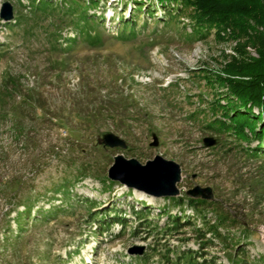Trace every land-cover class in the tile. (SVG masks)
<instances>
[{"label":"rangeland","instance_id":"obj_1","mask_svg":"<svg viewBox=\"0 0 264 264\" xmlns=\"http://www.w3.org/2000/svg\"><path fill=\"white\" fill-rule=\"evenodd\" d=\"M6 1L13 18H0V264H188L184 253L203 264H230L238 254L264 264V155L247 151L258 142L248 129L250 140L241 141L212 122L225 99L203 76L244 38L189 36L186 15L163 25L155 0L144 2L153 18L140 12L128 40L118 36L120 18L145 0H47L46 11L35 10L36 0H0V9ZM78 4L99 20L102 44L80 37L63 50L77 37L69 8ZM105 93L127 98L129 110L121 120L103 118L101 130L87 128L76 108ZM108 131L126 146L97 143ZM208 138L214 143L205 145ZM116 155L173 160L178 194L154 196L109 179ZM194 186L210 187L213 198L196 210L176 205L171 197L184 199ZM27 202L34 205L19 230ZM115 211L126 225L98 233L97 220Z\"/></svg>","mask_w":264,"mask_h":264},{"label":"trees","instance_id":"obj_2","mask_svg":"<svg viewBox=\"0 0 264 264\" xmlns=\"http://www.w3.org/2000/svg\"><path fill=\"white\" fill-rule=\"evenodd\" d=\"M152 0L134 1V9L129 14V18H120L119 37L123 40L134 38L139 30L136 29V19L140 12H146L150 18L154 16V10L145 5L144 2ZM164 9L162 24L167 25L178 16L186 15L189 18L191 32L189 36H196L203 39L211 32L216 37L232 36L236 39L243 37V42L236 43L230 59L220 69H210L203 74L206 82L211 86H218L223 89L220 95L225 99V103H219L221 114L216 123L219 130L232 132L237 139L249 141L247 129L250 135L255 137L258 142L255 148L247 149L250 154L264 155V0H155ZM50 2V1H49ZM47 0H36L35 10L46 11L49 8ZM95 5V0H91ZM71 7L77 25V37L65 39L63 50L77 42L78 38H84L90 45L97 47L102 44V36L98 32L99 20L87 13L83 8ZM67 11V10H66ZM10 22V21H9ZM147 25V20L141 26L142 29ZM247 47H251L256 55H252ZM127 98L113 97L109 93L101 95L96 101L86 102L87 106L80 103L75 113L77 118L87 128L101 130L105 127L104 119L106 116L118 117L123 119L129 107L125 105ZM217 103V104H218ZM79 104H77L78 106ZM90 105V109L88 108ZM257 106L261 112L254 113L252 107ZM257 119H261L260 126H257ZM118 124L115 128H118ZM67 190V186L56 188V192ZM176 205L186 202L191 208H197L199 203H206L204 199H197L185 196L184 199L171 197ZM34 202L23 203V210L18 213L15 224L19 230L23 229L25 216L31 215ZM222 218H219V221ZM99 225L95 227L98 233L102 234L114 223L126 225V219L116 211L110 215H105L97 220ZM172 226H180L178 218L171 220ZM215 226V227H214ZM209 231L216 236H220L216 225H211ZM188 264L198 263L189 253L180 256ZM239 258V259H237ZM240 255L229 258L230 264H245Z\"/></svg>","mask_w":264,"mask_h":264},{"label":"water","instance_id":"obj_3","mask_svg":"<svg viewBox=\"0 0 264 264\" xmlns=\"http://www.w3.org/2000/svg\"><path fill=\"white\" fill-rule=\"evenodd\" d=\"M0 18L5 22L13 18L12 5L6 1L0 9ZM157 144L156 136H153ZM205 145H211L212 139H204ZM97 143L109 147L126 146L123 139L116 134L108 131L97 137ZM180 166L173 160L162 158L155 155L152 160H147L141 164L135 158L125 159L123 155H116L114 163L108 169V178L113 181H119L127 187L144 191L154 196H174L179 190L176 183L180 180ZM190 197H199L204 200L213 198L210 187L194 186L185 192ZM132 253V252H131Z\"/></svg>","mask_w":264,"mask_h":264}]
</instances>
